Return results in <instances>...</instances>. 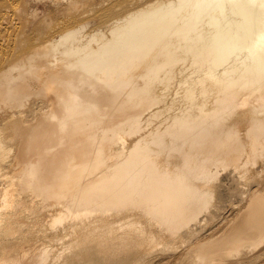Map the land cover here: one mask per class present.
<instances>
[{
  "label": "bare ground",
  "instance_id": "1",
  "mask_svg": "<svg viewBox=\"0 0 264 264\" xmlns=\"http://www.w3.org/2000/svg\"><path fill=\"white\" fill-rule=\"evenodd\" d=\"M0 264H264V0H0Z\"/></svg>",
  "mask_w": 264,
  "mask_h": 264
},
{
  "label": "rangeland",
  "instance_id": "2",
  "mask_svg": "<svg viewBox=\"0 0 264 264\" xmlns=\"http://www.w3.org/2000/svg\"><path fill=\"white\" fill-rule=\"evenodd\" d=\"M43 47L39 48V49H42Z\"/></svg>",
  "mask_w": 264,
  "mask_h": 264
}]
</instances>
